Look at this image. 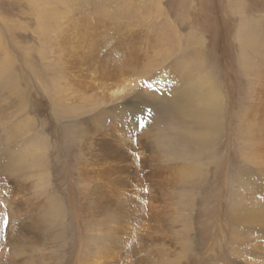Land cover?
<instances>
[{
  "label": "rangeland",
  "instance_id": "obj_1",
  "mask_svg": "<svg viewBox=\"0 0 264 264\" xmlns=\"http://www.w3.org/2000/svg\"><path fill=\"white\" fill-rule=\"evenodd\" d=\"M95 252L264 264V0H0V264Z\"/></svg>",
  "mask_w": 264,
  "mask_h": 264
},
{
  "label": "bare ground",
  "instance_id": "obj_2",
  "mask_svg": "<svg viewBox=\"0 0 264 264\" xmlns=\"http://www.w3.org/2000/svg\"><path fill=\"white\" fill-rule=\"evenodd\" d=\"M5 65H7V64L5 63ZM104 78L106 80H109V82L107 84H105L103 86V89H102L103 94H105V95H117V94H119V93H121L123 91L129 90L130 87H132L135 84H138L139 81H140V78L133 77V76H127V75H124L123 73H119V74L111 73V74L105 75ZM210 83H211V81L205 79V76H204V80H202L200 84L195 85L194 88H195L196 91H199V87L201 86L200 91L197 92V93L208 92V88L210 86ZM196 84H197V82H196ZM104 129L108 130V131H114L115 130V132L113 134V137H117L118 134L123 136L124 132H126V129H123L124 131L120 130L121 128H119V129L116 128L115 129V126H113V125L106 126ZM111 141L107 140L106 143L109 144V143H111ZM120 141L123 142L122 139H120ZM111 149H112V146L109 145L107 154H108V152ZM93 255L95 257V264L99 263L100 262L98 260L99 259V255L96 252Z\"/></svg>",
  "mask_w": 264,
  "mask_h": 264
}]
</instances>
